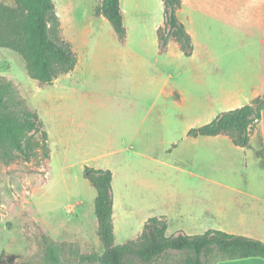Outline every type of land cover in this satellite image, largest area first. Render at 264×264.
<instances>
[{
	"label": "rangeland",
	"instance_id": "rangeland-1",
	"mask_svg": "<svg viewBox=\"0 0 264 264\" xmlns=\"http://www.w3.org/2000/svg\"><path fill=\"white\" fill-rule=\"evenodd\" d=\"M53 1L60 35L78 56L72 73L41 87L23 57L0 44V79L11 82L18 98L39 114L51 150L50 159L40 150L26 161L0 142V264H46L43 234L78 244L82 253H104L94 220L82 212L93 209L96 218L97 191L85 178L86 167L111 170L118 194L133 182L219 180L224 166L229 175L222 150L206 149L188 132L228 111L220 94L226 85L223 55L250 44L246 53L253 65L264 54L253 42L264 39V30L240 26L254 22L260 7L264 14V0H194L193 10L192 0H183L181 18L195 57L184 56L175 42L160 53L154 25L164 12L158 0H125V44L109 21H93L103 0ZM4 8L15 10V0H0V14ZM208 54L219 60L209 62ZM125 225L118 222L116 245L137 238V228ZM74 248L67 245L66 264H82ZM185 257L171 252L155 264H183ZM217 258L213 254L209 264Z\"/></svg>",
	"mask_w": 264,
	"mask_h": 264
},
{
	"label": "trees",
	"instance_id": "trees-1",
	"mask_svg": "<svg viewBox=\"0 0 264 264\" xmlns=\"http://www.w3.org/2000/svg\"><path fill=\"white\" fill-rule=\"evenodd\" d=\"M164 24L157 30L159 51L165 54L172 42L178 44L186 57L194 52L192 36L181 20L179 12L183 0H162ZM15 10L5 9L0 14V44L21 55L29 76L41 87L53 86L64 75L72 73L78 65L77 53L61 37V22L53 0H15ZM96 17L109 21L122 44L126 43L128 30L124 21L121 0H103L95 8ZM11 82L0 79V142L10 146L26 160L39 151L50 159L49 134L39 114L23 98H18ZM11 103V105H9ZM264 112V96L250 104L225 111L211 123L191 129L188 137H216L224 135L235 146L247 147ZM41 135L36 140V135ZM85 178L96 189L95 214L98 236L104 247L103 254L82 253L78 244L58 243L42 235L46 264H66L62 260L67 245L75 247L73 253L82 264H155L171 252L186 255L183 264H209V258L218 254L213 264L223 260L264 258V243L244 236L210 230L203 235L189 236L179 233L167 236L165 217L148 220L136 239L116 245L114 226V175L111 170L85 168Z\"/></svg>",
	"mask_w": 264,
	"mask_h": 264
},
{
	"label": "crops",
	"instance_id": "crops-1",
	"mask_svg": "<svg viewBox=\"0 0 264 264\" xmlns=\"http://www.w3.org/2000/svg\"><path fill=\"white\" fill-rule=\"evenodd\" d=\"M158 1L163 5L162 0ZM124 2L125 0H121L129 43L130 30L127 25ZM208 2L206 0V3ZM193 6L194 0H192V10ZM182 9L179 12L180 18ZM263 15L260 7L258 17L257 13L255 14L254 22L249 24L244 22L239 25L244 30L247 28L259 30L263 34ZM93 17V21L100 22L103 26L107 23L104 17ZM157 22L154 25L155 31L164 24V16ZM185 25L189 32L187 23ZM253 42L254 46L264 47V39H254ZM248 47L252 48L250 44L249 46L243 44L238 52L225 54L221 58L226 62L222 68L226 85L220 94L228 111L248 105L257 97L264 95V54L255 56V63L250 65L248 61L251 60V56L246 53ZM196 55L197 50L194 46L191 57ZM206 60L214 62L219 59L215 55L208 54ZM228 61L232 64H227ZM173 93L178 101L184 100L179 91ZM216 115H213L210 120ZM197 140L201 141L200 144L206 145V149L222 150L230 165L229 175L224 166L222 179L219 180L127 183V191L124 194H118L113 183L115 235H117L118 222L123 225L127 223L133 229L137 228L138 237L142 234L148 220L165 217L168 224L167 236L179 233L189 236L203 235L210 230H217L230 235L253 238L264 243V112L247 147L235 146L224 135L205 136ZM226 165L229 166L227 163ZM82 212L85 218L86 213L92 217L95 229L98 231L97 217H94L93 209H85ZM134 221L138 222L137 226ZM217 264H264V258L223 260Z\"/></svg>",
	"mask_w": 264,
	"mask_h": 264
}]
</instances>
